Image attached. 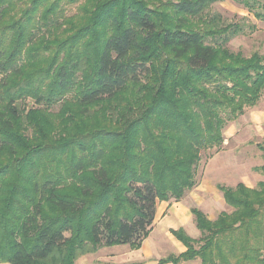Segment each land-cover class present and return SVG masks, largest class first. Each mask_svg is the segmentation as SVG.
<instances>
[{"label": "trees", "instance_id": "obj_1", "mask_svg": "<svg viewBox=\"0 0 264 264\" xmlns=\"http://www.w3.org/2000/svg\"><path fill=\"white\" fill-rule=\"evenodd\" d=\"M218 1L0 0V264L136 250L195 187L264 91V54L228 49L245 25ZM216 188L231 211L190 209L199 237L171 231L185 251L158 264H264V181Z\"/></svg>", "mask_w": 264, "mask_h": 264}, {"label": "rangeland", "instance_id": "obj_2", "mask_svg": "<svg viewBox=\"0 0 264 264\" xmlns=\"http://www.w3.org/2000/svg\"><path fill=\"white\" fill-rule=\"evenodd\" d=\"M260 1V5L264 8V0ZM259 8L255 10L260 11ZM210 9L211 15L221 17L225 23L236 22L245 25L244 33L228 42L227 47L231 52H240L245 57L253 52L264 54V22L256 19L252 12L234 0H220ZM73 10L74 8L71 9L72 12ZM223 137L224 142L219 150L201 154L195 170L196 185L179 201L180 207L188 216L187 220L183 218L189 236L199 233L189 209H198L211 220L215 219L217 213L223 209L226 212L231 211L230 208L216 203L218 197L223 200L216 188L217 185L234 187L237 183H244L247 187L254 188L259 182L264 181V177L255 170L262 165L261 152L257 149V144L264 145V91L255 107L247 108L241 117L227 124L223 130ZM175 203L177 202H170L169 205ZM158 207L157 218H160L168 207L165 204H159ZM171 224L161 220L154 225L150 240L161 245L159 256L165 257L179 253L178 247L171 242H166L167 228L176 227ZM103 252L105 251L81 256L75 264H113L107 255L105 257L102 255Z\"/></svg>", "mask_w": 264, "mask_h": 264}, {"label": "crops", "instance_id": "obj_3", "mask_svg": "<svg viewBox=\"0 0 264 264\" xmlns=\"http://www.w3.org/2000/svg\"><path fill=\"white\" fill-rule=\"evenodd\" d=\"M217 200L218 201L216 203L219 206L227 207L226 204L224 203V200H220L219 197L217 198ZM159 204H165V206H167L168 208L166 209L163 217L160 216V218H157L158 211H159V207H158ZM169 204H170L169 202L168 203H164V202L157 203L156 212H155V220L153 222L152 230L150 231L147 238L141 243L138 249L133 250L127 245H123V246L108 247L107 249L102 248L99 251H105L106 254L105 252H103L102 255L104 257L107 255L113 264H158L160 260H163L173 255V254H169L165 257L159 256L158 253H159V248L161 249L160 247L161 245L156 244L155 241L153 242L150 240L151 233L154 229V225L161 220H165L169 223H172L171 224L172 226H176L174 228H167V232H166L167 236H165L167 239L166 242L168 243L171 242L172 244H174L176 247L179 248V253L177 255L184 252L185 247L172 235L171 231H177L179 229H182L188 235L187 229L185 228L186 225H185V220H184V218L187 220L188 216L185 210H183L182 207H180L179 202L175 204H171V205ZM222 211H224V209ZM189 213H190V209H189ZM218 214L219 213H217V215ZM190 215L192 214L190 213ZM198 234L199 233H195L194 236H189V235L188 236L192 239H197L198 238L197 236H199ZM180 264H200V262L198 260H195V261H190L187 263H180Z\"/></svg>", "mask_w": 264, "mask_h": 264}]
</instances>
